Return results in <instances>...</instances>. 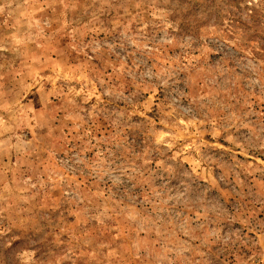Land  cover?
Returning <instances> with one entry per match:
<instances>
[{
    "label": "rangeland",
    "instance_id": "obj_1",
    "mask_svg": "<svg viewBox=\"0 0 264 264\" xmlns=\"http://www.w3.org/2000/svg\"><path fill=\"white\" fill-rule=\"evenodd\" d=\"M0 264H264V0H0Z\"/></svg>",
    "mask_w": 264,
    "mask_h": 264
},
{
    "label": "trees",
    "instance_id": "obj_2",
    "mask_svg": "<svg viewBox=\"0 0 264 264\" xmlns=\"http://www.w3.org/2000/svg\"><path fill=\"white\" fill-rule=\"evenodd\" d=\"M228 12L230 13V10Z\"/></svg>",
    "mask_w": 264,
    "mask_h": 264
}]
</instances>
